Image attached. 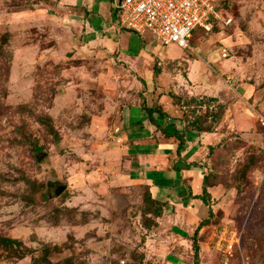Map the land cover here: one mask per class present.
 <instances>
[{
	"label": "rangeland",
	"instance_id": "374dc122",
	"mask_svg": "<svg viewBox=\"0 0 264 264\" xmlns=\"http://www.w3.org/2000/svg\"><path fill=\"white\" fill-rule=\"evenodd\" d=\"M41 1L0 0V264H156L157 248L176 242L148 188L129 180L117 139L118 111L143 74L85 47ZM217 6L230 23L195 30L189 48L166 47L173 61L153 54L147 81L163 69L180 92V58L203 54L224 85L216 94L230 92L233 120L205 158L208 184L224 191L198 264H264V0ZM125 30L117 32L122 47L127 38L134 52L143 35ZM59 185L66 189L56 196Z\"/></svg>",
	"mask_w": 264,
	"mask_h": 264
},
{
	"label": "crops",
	"instance_id": "0c3cea01",
	"mask_svg": "<svg viewBox=\"0 0 264 264\" xmlns=\"http://www.w3.org/2000/svg\"><path fill=\"white\" fill-rule=\"evenodd\" d=\"M103 2L105 1L42 0L40 5L46 8L45 15L59 21L65 31L86 39L83 42L85 47H95L94 51L103 55H114V61L122 62L121 65L128 67L129 72L133 69L143 74L140 76L142 80L138 81V88L127 92V98L118 111L117 139L122 143V153L124 151L123 166L130 181L142 183L148 188L152 199L165 204L162 215L158 217L159 225L171 229V236L176 243L169 248L162 245L160 249L159 246L154 262L194 264V232L201 222L209 221L200 226L196 235L200 247L204 233L209 226H213L215 199L224 191L220 186L210 185L207 186L208 202L205 203L198 197L203 193L204 176L208 174L206 153L223 135L220 127L225 126L226 118L233 120L232 115L227 114L231 109L224 97L225 94L230 95V92L227 91L224 96L216 94V87L219 86L220 93V87L224 85L215 81L203 54L193 53L180 58L187 68L184 69L186 85L179 88L180 92L175 87L176 82L164 78L167 72L163 69H157L158 77L155 75V80L148 82V78L153 77V71L148 67L153 54L161 60L173 61L164 56L163 51L168 46H163L155 36V43L148 41L143 34L145 42L136 51H130L127 38L122 47L121 34L117 33L120 28L115 23L113 14L107 13ZM162 79H168L169 83L161 82ZM212 99L215 101H210ZM207 102L210 103V111L218 109L217 105L223 106L222 117L213 123L211 130L199 128L194 123L198 112L205 108L204 104ZM143 105L160 110L163 116L154 113L156 123H153ZM182 139L183 143L180 142ZM185 246L192 248L189 256L182 254Z\"/></svg>",
	"mask_w": 264,
	"mask_h": 264
},
{
	"label": "built area",
	"instance_id": "2783aa9c",
	"mask_svg": "<svg viewBox=\"0 0 264 264\" xmlns=\"http://www.w3.org/2000/svg\"><path fill=\"white\" fill-rule=\"evenodd\" d=\"M120 29L151 33L163 45L189 48L195 30L210 32L213 18L230 23L218 8L219 0H112ZM225 50L221 56L226 57ZM264 125V120L260 119Z\"/></svg>",
	"mask_w": 264,
	"mask_h": 264
},
{
	"label": "trees",
	"instance_id": "16d2710c",
	"mask_svg": "<svg viewBox=\"0 0 264 264\" xmlns=\"http://www.w3.org/2000/svg\"><path fill=\"white\" fill-rule=\"evenodd\" d=\"M209 21H211L213 23V27H212V30H213V28L216 26L217 22L215 20H213V18H210ZM210 101H215V99H212ZM204 105H205V108L198 112L197 118H195L194 123L197 124L199 128H205L206 130H211L212 126H207L206 121L208 119H210L212 124L214 122H218L221 119V117H222L223 106L218 105L219 112L221 111V113H218V109L210 111V109H209L210 103L209 102L205 103ZM143 109L145 110V112L147 113V116L150 118V120L153 123H156V121L153 118L154 117V113L157 112L158 115L163 116V113L160 110L156 109V108L147 107L146 105H143ZM203 124H205V125H203ZM180 142L183 143V139L180 140ZM208 180H209V178H208V174H207V175L204 176L205 186L203 188V193H202V195L198 196L205 203L208 202L207 198H209V194H208V191H207V186H210V184H208ZM148 200L155 205V208H154L155 215L157 217H160L162 215L163 210H164L165 204L162 203V202H159V201H156V200L152 199L150 192H149ZM211 216H212V212H211ZM208 222H209L208 220L201 222V224L199 225V228H197L195 230V232H194V237L192 239L193 240V246L192 247H193L194 258H195L194 264H198L199 263V251H200V248H199V246L197 244V241H196V235L199 232L200 226L201 225H206ZM8 241L12 242V243H15L14 240H8Z\"/></svg>",
	"mask_w": 264,
	"mask_h": 264
},
{
	"label": "water",
	"instance_id": "95a60500",
	"mask_svg": "<svg viewBox=\"0 0 264 264\" xmlns=\"http://www.w3.org/2000/svg\"><path fill=\"white\" fill-rule=\"evenodd\" d=\"M65 189H66V186H64V185H59V186L54 190V194H55L56 196H59V195L62 194V192L65 191Z\"/></svg>",
	"mask_w": 264,
	"mask_h": 264
}]
</instances>
